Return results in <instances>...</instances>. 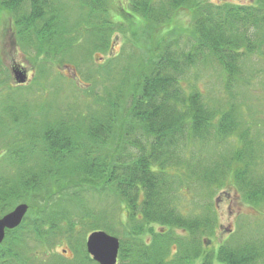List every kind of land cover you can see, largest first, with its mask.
<instances>
[{
	"label": "trees",
	"instance_id": "trees-1",
	"mask_svg": "<svg viewBox=\"0 0 264 264\" xmlns=\"http://www.w3.org/2000/svg\"><path fill=\"white\" fill-rule=\"evenodd\" d=\"M76 4L90 11L80 6L83 13L72 21L63 18L61 0H0V20H11L16 46L35 52L29 59L38 71L35 84L41 85L46 66L65 63L87 80L74 89V99L79 94L84 103L71 109L30 108L25 84L3 92L0 215L27 203L34 252L68 234L78 257L76 213L66 205L79 211L85 195L111 197L115 214L108 221L121 226V264H264V235L246 236L241 226L215 251L202 246L217 227V192L230 187L255 209L264 204V173L256 168L264 144L249 137L262 120L247 94L231 92L252 84L243 66L264 44V0H129L125 15L142 21V50H121L99 62L92 55H108L124 23L112 19L106 0ZM186 9L190 28L162 30ZM207 67L219 69L227 98L207 99L191 81L199 74L192 69ZM55 77L66 78L59 71ZM104 219L91 211L79 217L82 224L89 220L90 231H111ZM154 223L163 230L149 228L152 238L145 242V226ZM22 225L7 230L0 264H44L20 252ZM79 244L83 250V238ZM80 257V264H98L86 252Z\"/></svg>",
	"mask_w": 264,
	"mask_h": 264
},
{
	"label": "rangeland",
	"instance_id": "rangeland-1",
	"mask_svg": "<svg viewBox=\"0 0 264 264\" xmlns=\"http://www.w3.org/2000/svg\"><path fill=\"white\" fill-rule=\"evenodd\" d=\"M79 1L80 0H61V2L63 3V18L68 17V19L72 21L78 20V16L83 13L81 7L83 9L85 8L84 10H87V12L90 11V8L88 6L86 7L80 5V7L79 5H77L76 3L79 4ZM106 1L109 10L108 12L110 13L112 19L123 22L124 24H122L121 26L125 31H121V29H118L112 35L110 42L111 49L108 55H104L100 52H95V54L92 55L95 62H99L103 59L106 60L109 56H115L121 50H123V52L132 51L136 54H138L139 51L142 50V21H135L141 20L139 17L135 18L134 20V18L131 19L127 15H125V12H131V9L129 7V0ZM204 1L217 4L226 1L227 3L231 2L246 5L253 3L255 0ZM175 16L176 17L173 20L174 23L172 21V24L167 25L162 30L171 31V29L173 30L175 28L182 30L191 27V19L189 18L190 14L188 13L187 9L178 11ZM10 21L11 20H7L5 18H2V20H0V58H2V64L0 63V97L2 96L3 92L5 93L8 90L9 87H12L13 89L16 87L17 84L13 79L14 76L12 69L14 67H18L22 68L26 72L27 80L24 83L25 85H22V87L26 88H24L22 91H24L25 97L30 95V97L26 98V101L30 104V108H34L37 104L45 103L50 106L53 105L54 107L60 109H71L77 104L81 105L82 102L84 103L83 97L79 94H77L78 98L74 99V89L76 87L81 90V88H83L82 85H84L85 81V83H87V80L83 82L84 79L82 78L81 73L75 70L74 65H68L67 63H65L64 65L60 66L52 65V68L50 66H46V72L42 74L39 80L41 85L39 83H34V77L35 75H38V71L33 67V64L31 63V61H29V59L33 58L35 52L33 49L27 48L26 51H24L27 54H24L22 52L23 49L16 46L13 39V30L11 28ZM132 31H134L135 33H132ZM243 67L245 71H249L248 74H250L249 77L252 80V84H249L246 87H235L233 89L234 91L231 90V92L237 94L242 91L247 94L248 100L250 101L256 117H259L262 120V123H260V125L258 126L255 122V127L250 131L249 137L251 136V138L255 140L256 144V138L259 137L261 139V142L264 144V44L262 45L261 52L257 51L252 54L250 59L245 61V66ZM58 71L61 72L66 78L57 79L55 77V73ZM195 71H198L199 74L195 75L197 76L196 80L192 79L191 81L195 82L198 90L202 91L207 99L210 98L211 100H223L222 98H227L228 92L225 94V91L222 89L223 82L219 76L218 68L207 67L197 70L192 69V72ZM246 78H244V81L248 82V78ZM97 84L96 87L98 86ZM75 100H77L78 102ZM79 102H81V104ZM260 131L263 133L262 137L259 134ZM1 144L2 143H0V156L5 153V149ZM256 168H260V171L264 173V161L261 162L260 167L257 165ZM92 196L85 195L81 198V201L78 203L79 211H77V207L72 209L71 203H68L66 205V208L68 210L75 211L76 213L72 214L75 218L73 221L74 223L76 222L77 225L76 227H74L73 232L75 233V237L77 239V244L76 246H74V248H76V252L79 254L78 257L74 255V252L69 245L70 241L67 237L68 234L62 235L61 241L57 240L56 242H54L55 245L53 247H49V245H46V247H42L41 249H39L41 247V245H39L36 246L39 250L34 252L35 242L33 241L31 233L29 232V230H31L30 228L32 227L31 225H29V223L33 221V213H30L31 211L29 210V208L26 215L24 216L22 223H20L21 225H23L21 230H19V233L21 234V236H24L26 242V244H21L20 252L22 251L23 255L31 256L32 259H41V262L44 264H61L62 259L57 255L58 253H60L61 256L67 257L66 260L68 261L67 263L64 262L65 264H80L82 262L80 256L83 255L82 258H84V252L87 251L85 245L87 235L92 231H90V226L89 224H87V221L89 220H84L86 221V223L84 222V224L80 223L79 221L80 215L86 211H91L92 214H100L105 218L104 220L106 222L112 224L111 231L107 230L106 228L103 229V227L101 229L109 234L114 235V237H118L119 240V236L121 235L119 231H122L121 226L119 224L116 225L115 223H111L108 221L111 216L114 219L115 207H113V211L111 209L113 198L109 197L108 199H99L97 196ZM214 205L218 218L217 227L214 233L206 235L203 238L204 242L202 246H204V249L206 251H215L219 243L228 237L230 231H236L238 229V226H241L242 230L245 231L243 232V234H247L246 236L258 237L260 235H264V204L262 206H259V209H255L253 206L244 203L241 195L237 194L236 191H234L230 187H225L220 192H217L214 196ZM111 212H114L113 215H111ZM149 228H152V230L155 232L163 230L160 225H155V223L146 225L141 238L145 242H149L152 238L151 231L148 230ZM175 232L178 234H185L183 230L180 229H176ZM82 238L84 240L83 250L79 244L82 241ZM26 245L30 247L31 251H29V248H27ZM54 253L55 255H53ZM117 264H121V262H119V252Z\"/></svg>",
	"mask_w": 264,
	"mask_h": 264
},
{
	"label": "water",
	"instance_id": "water-1",
	"mask_svg": "<svg viewBox=\"0 0 264 264\" xmlns=\"http://www.w3.org/2000/svg\"><path fill=\"white\" fill-rule=\"evenodd\" d=\"M14 80L17 84L26 82V72L22 68L12 69ZM28 210V204L20 202L4 215L0 216V245L5 237L6 229L17 227ZM86 252L98 264H116L120 242L118 237L105 232L102 229L91 231L86 238Z\"/></svg>",
	"mask_w": 264,
	"mask_h": 264
},
{
	"label": "flooded vegetation",
	"instance_id": "flooded-vegetation-1",
	"mask_svg": "<svg viewBox=\"0 0 264 264\" xmlns=\"http://www.w3.org/2000/svg\"><path fill=\"white\" fill-rule=\"evenodd\" d=\"M6 233H7V231H6ZM6 233H5V235H6Z\"/></svg>",
	"mask_w": 264,
	"mask_h": 264
}]
</instances>
